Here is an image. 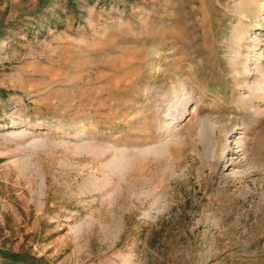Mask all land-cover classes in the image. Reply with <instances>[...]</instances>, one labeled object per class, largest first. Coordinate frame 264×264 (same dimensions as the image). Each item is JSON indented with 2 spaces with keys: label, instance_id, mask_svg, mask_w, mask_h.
Instances as JSON below:
<instances>
[{
  "label": "rangeland",
  "instance_id": "1",
  "mask_svg": "<svg viewBox=\"0 0 264 264\" xmlns=\"http://www.w3.org/2000/svg\"><path fill=\"white\" fill-rule=\"evenodd\" d=\"M0 251L264 264V0H0Z\"/></svg>",
  "mask_w": 264,
  "mask_h": 264
},
{
  "label": "trees",
  "instance_id": "2",
  "mask_svg": "<svg viewBox=\"0 0 264 264\" xmlns=\"http://www.w3.org/2000/svg\"><path fill=\"white\" fill-rule=\"evenodd\" d=\"M23 254H13V253H6L4 251H0V258L6 261H12L14 263H18L21 261Z\"/></svg>",
  "mask_w": 264,
  "mask_h": 264
},
{
  "label": "bare ground",
  "instance_id": "3",
  "mask_svg": "<svg viewBox=\"0 0 264 264\" xmlns=\"http://www.w3.org/2000/svg\"><path fill=\"white\" fill-rule=\"evenodd\" d=\"M10 134H13V132H11Z\"/></svg>",
  "mask_w": 264,
  "mask_h": 264
}]
</instances>
